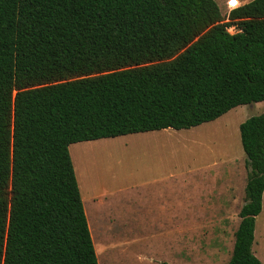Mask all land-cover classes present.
<instances>
[{"label": "trees", "instance_id": "obj_1", "mask_svg": "<svg viewBox=\"0 0 264 264\" xmlns=\"http://www.w3.org/2000/svg\"><path fill=\"white\" fill-rule=\"evenodd\" d=\"M255 102L239 124L248 173L226 264H263L251 245L264 0L227 21L215 0H0V264H99L70 144L186 129Z\"/></svg>", "mask_w": 264, "mask_h": 264}, {"label": "rangeland", "instance_id": "obj_2", "mask_svg": "<svg viewBox=\"0 0 264 264\" xmlns=\"http://www.w3.org/2000/svg\"><path fill=\"white\" fill-rule=\"evenodd\" d=\"M242 1L233 5L230 0H215L225 21L231 10L228 7ZM235 31L234 26L228 28L230 33ZM262 108V102L249 103L189 129L158 130L150 135L129 133L70 145L82 197H90L80 179L82 172L84 176L93 175L99 186L103 184L96 193L106 187L116 191L135 180L162 174L166 164L174 165L177 173L183 174L176 180V213L181 216L174 220V248L173 236L167 234L173 227L167 209L159 208L157 212L161 217H152L140 202L144 195L150 204L154 203L152 201L158 197L155 189L142 193L116 191L111 207H107L104 213L99 212L97 219L101 229V251L99 248L96 251L101 264H162L167 261L170 264H226L231 257L234 232L240 221L239 211L245 201L248 173L239 124L259 114ZM88 144H98L106 149L95 148L99 151L89 153ZM84 153L82 158L78 157ZM221 161L223 165L220 171L217 170V177H207L209 173L214 175L216 168L207 173L208 167ZM145 165L153 169L143 168ZM187 204H194L189 213H185L188 208L184 205ZM108 211L111 217L106 213ZM150 231L153 232L151 235ZM251 250L256 257L264 259V191L261 211L255 217Z\"/></svg>", "mask_w": 264, "mask_h": 264}, {"label": "crops", "instance_id": "obj_3", "mask_svg": "<svg viewBox=\"0 0 264 264\" xmlns=\"http://www.w3.org/2000/svg\"><path fill=\"white\" fill-rule=\"evenodd\" d=\"M237 1L239 2L240 0H237ZM249 1H251V0H243L242 2L239 3V5L231 6L230 8L228 7V9H233V8L240 6V5H243ZM223 4H224V2H223ZM208 122H210V121H208ZM204 123H206V122H204ZM201 124H203V123H201ZM196 126H198V125H196ZM193 127H195V126H193ZM172 129L173 128H164V129H159V130L166 132V131H170ZM186 129H189V128H186ZM176 130H180V129H176ZM155 131H158V130L143 131V132H137V133H142L141 135H150L152 133H155ZM94 140H97V139H94ZM88 141H92V140H88ZM88 141H86V142H88ZM81 142H83V141H79V143H81ZM75 143H77V142H75ZM75 143H72V144H75ZM72 144H70V145H72ZM70 145L68 146V150H69ZM86 146L89 147L88 150H91V151H89V153L90 152L95 153V152L99 151L98 149H95V148H99L100 150L106 149V148L99 147L98 144H88ZM168 146H170V145H168ZM90 147H92V148L90 149ZM77 152H79V151H77ZM69 154H70V151H69ZM85 154L86 153H84L82 155H78V157L82 158ZM70 158L72 161L71 155H70ZM72 164H73V161H72ZM222 165H223L222 161L220 163H215L214 165H210L208 167V171L206 170L207 173L209 172V170H212L215 167L216 168L214 169V175L209 173V174H207V177L210 176V177L216 178L217 177L216 172H217V170L220 171V169H222V167H221ZM73 168H74V166H73ZM143 168L148 169V170L153 169L152 166H147V165H145ZM74 172H75V170H74ZM81 172H82V169H81ZM80 174H81L80 179L84 185L85 190L87 191L86 193L88 194V196H90L88 198L82 197L80 185L77 182L78 188L80 191V195H81L83 209H84V212L86 213L85 216L87 217L86 220H87L88 228H89V231L91 233L90 235L92 236V239H93L92 242L94 243L95 250L97 248H99L101 251V247L99 244V235L101 233V229L99 227V220L97 221V219L99 218V212L103 211V213H104L105 211L108 210L107 207H111L114 193L116 191L123 192V191H130V190L131 191L136 190V191L142 193L148 189H155L156 195H158V197L154 201H152L154 203L150 204L151 202L146 200L144 198V195H143L142 198L140 199V202L143 205H145L146 212L151 213L150 216L155 215L157 217H161V214L158 213L157 210L159 208L164 209V211L167 209V211H168L167 216L173 220V227L171 228V230L169 229L167 231V234L168 235L172 234V236H173V248H174V245H175L174 236L176 233V230L174 227V220L176 219V217L181 216V215L176 213V201H175V193H176V185H177L176 180H177V176L183 175L181 173H177L176 167L174 165L172 167H170L169 164L163 165V173L162 174H159V175L152 174L150 177H147V178L144 177L143 180H135L133 182L125 184L122 187L117 188L116 191L110 190L106 187L103 189V191H101L99 193H96V192L101 189V186L103 184L101 186H99L100 184L96 183V180L93 177V175L84 176L83 172ZM181 180H183V179H181ZM90 184L91 185L93 184L94 188L91 187ZM221 186H222V182H221ZM207 190H208V188H207ZM205 191H206V189H204V192ZM165 195L167 196V201L165 200ZM165 202H167V204H165ZM198 203L199 202H197L195 205H197ZM220 205L222 207L223 203ZM184 207L188 208V210H186L185 213H189L194 208V204H189V205L187 204V205H184ZM106 213H108L111 217V214L109 211ZM112 220H113V217H112ZM94 232L96 233V236L94 235ZM152 233H153L152 231L149 232L150 235ZM150 235H148V236H150ZM97 244H98V247H97ZM120 246H121V244H120ZM96 254H97V251H96ZM97 258H98L99 264H101L102 262L99 259L98 255H97ZM257 258L259 260H261V262L264 264V259H261V257H258V256H257ZM166 263H169V262L167 261Z\"/></svg>", "mask_w": 264, "mask_h": 264}, {"label": "snow or ice", "instance_id": "obj_4", "mask_svg": "<svg viewBox=\"0 0 264 264\" xmlns=\"http://www.w3.org/2000/svg\"><path fill=\"white\" fill-rule=\"evenodd\" d=\"M230 2H231L233 5H235L236 2H237V0H230Z\"/></svg>", "mask_w": 264, "mask_h": 264}]
</instances>
